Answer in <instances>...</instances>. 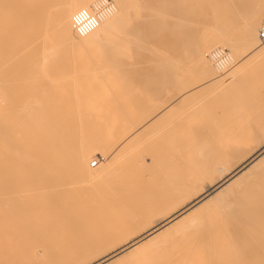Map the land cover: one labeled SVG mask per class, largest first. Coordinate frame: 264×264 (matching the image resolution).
<instances>
[{
    "label": "bare ground",
    "instance_id": "bare-ground-1",
    "mask_svg": "<svg viewBox=\"0 0 264 264\" xmlns=\"http://www.w3.org/2000/svg\"><path fill=\"white\" fill-rule=\"evenodd\" d=\"M98 1L25 0L21 22L25 32L22 42L14 44L9 33L16 24L12 0H0V159L5 168L0 171V264H153L156 260L145 252L171 250L175 248L171 238L202 233L213 212L230 210L237 189L264 172V135L258 140H238L232 150L245 153L237 164L215 165L218 176L168 209L155 225L146 226L136 218L150 214L112 189L122 163L136 171L150 168L138 146L152 139L161 121L193 107L222 105L240 94L251 68L264 58V44L259 40L264 11L249 12L244 0H226L219 8L237 26L225 28L223 22L197 36L183 32L184 27L175 32L169 10L163 20L141 15L139 7L146 6L147 0H113L114 11L102 24L78 37L74 13L96 9ZM176 36L184 43L178 57ZM203 39L230 50L234 65L228 74L214 69L209 56L215 47L209 46L207 56ZM158 56H163L174 78L167 77L163 89L173 85V94L153 92L154 82L149 81L144 94L131 101L143 109L136 119H127L118 129L94 133L78 110L75 128L66 123L68 128L60 134V112H67L71 100L64 88H76L83 78H116L127 66L146 70L145 65ZM194 77L201 91H195L198 83L189 87ZM82 96L74 92L75 106ZM159 115V122L150 123ZM99 152L104 159L99 158V166L92 168ZM206 152L199 141L192 142L188 151L197 159ZM65 187H71L69 194L62 193ZM26 197L29 202L23 203ZM254 217L259 224V208ZM141 226L146 227L134 234ZM256 228L263 233L264 225ZM259 246L254 264H264V240Z\"/></svg>",
    "mask_w": 264,
    "mask_h": 264
},
{
    "label": "rangeland",
    "instance_id": "rangeland-1",
    "mask_svg": "<svg viewBox=\"0 0 264 264\" xmlns=\"http://www.w3.org/2000/svg\"><path fill=\"white\" fill-rule=\"evenodd\" d=\"M147 1L146 6L139 7V13L149 19L153 17L156 20H163L169 10L174 20L175 32H178V28L184 27L183 32L189 31L193 35L202 36L208 27L221 26L223 22H226L225 28L237 26L233 20H226L227 18L219 8L226 0ZM244 1L249 12L264 11V0ZM24 2L25 0H12L16 24L9 33L14 44L22 42L25 32V26L21 23L24 19L22 13L25 8ZM176 39L178 41L176 56L178 57L184 43L182 38L176 36ZM202 42L206 55L211 49L210 47H219L211 46L205 39ZM163 59V56L156 57L154 61L145 65L146 70L127 66L124 68L123 74L116 78H83L81 80L83 83L76 88L73 86L64 88L71 98V107L69 106L67 112H60V134L65 133L68 128L67 124L75 128L74 122L77 123L79 120L78 110L83 113L85 124L94 133L101 132L103 129H118L126 124L127 119H136V115H141L143 109L132 105L131 101L144 94L142 89L149 81L154 82L150 90L161 92L169 97L170 94H173L174 86H169L165 91L163 89L164 82L167 77H172V80L174 78L172 72H168L165 67L166 62H163ZM194 78L195 80L190 83L189 87L198 83L199 89L195 86V91H201L199 87L201 84L197 77ZM245 82L240 94L233 99L226 100L222 105L212 103L203 109L196 107L194 109L193 107V109H187L185 115H180L177 117L178 119L175 117L169 121H161L155 128L157 131L152 139L150 138L151 140L148 139L147 142L138 146L141 148L138 149L140 154L147 158L150 168L136 171L126 161L122 163L112 189L116 188L125 201H130V204L140 205L138 210L150 214L136 217L146 226L158 223L168 209L175 208L181 201L187 199L193 190L205 186L211 178L217 177L215 165L221 163L229 167L237 164L244 155L241 153H245V150H232V145H235L236 141L262 138L264 135V58L251 68ZM75 91L83 95L79 108L75 106V99H72ZM206 114L207 116H205ZM160 116L155 117L150 123L159 122ZM211 129H214V134L208 131H213ZM197 141L207 148L203 158L197 159L188 153L192 142ZM96 158L104 159L101 152L94 159ZM4 169L0 159V171ZM70 189L71 187H65L61 191L69 194ZM184 195L187 196L184 197ZM70 201L75 202L69 199ZM22 202L29 201L26 197ZM233 203L234 206L230 210L213 212L210 225L204 231L202 230V233L200 231L196 234H188L185 238L181 235L179 238L177 235V238H171V241L175 242L174 249L150 250L144 255L156 260L153 264H168V262L169 264H211L212 262L213 264H254L256 251L261 249L259 244L264 240V231L263 233L261 231L263 229L261 228V232H259L256 228L257 225H264V172H260L249 181L244 182L235 192ZM149 204L152 206H143ZM256 208L260 209L259 224H256L254 217ZM239 218L242 220L240 221ZM146 226L136 228L134 234L142 232ZM204 232H208L206 236L203 234ZM134 234L130 238H133ZM208 235L211 238L208 239ZM202 236L206 237L207 247ZM209 241L210 247L212 245L215 249L212 250L213 252L209 248ZM210 256H213V261Z\"/></svg>",
    "mask_w": 264,
    "mask_h": 264
},
{
    "label": "built area",
    "instance_id": "built-area-1",
    "mask_svg": "<svg viewBox=\"0 0 264 264\" xmlns=\"http://www.w3.org/2000/svg\"><path fill=\"white\" fill-rule=\"evenodd\" d=\"M114 11L113 0H99L98 7L93 10L81 9L73 15V29L78 37H85L95 31L107 15ZM259 40L264 44V26L259 30ZM210 59L219 74L227 73L234 65L230 51L227 48L217 47L210 53ZM100 160L95 159L91 166H99Z\"/></svg>",
    "mask_w": 264,
    "mask_h": 264
}]
</instances>
